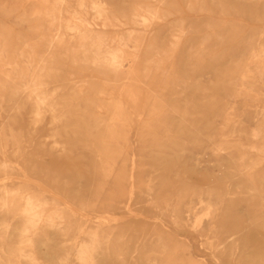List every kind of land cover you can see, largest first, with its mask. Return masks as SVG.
Returning <instances> with one entry per match:
<instances>
[{"label": "rangeland", "instance_id": "obj_1", "mask_svg": "<svg viewBox=\"0 0 264 264\" xmlns=\"http://www.w3.org/2000/svg\"><path fill=\"white\" fill-rule=\"evenodd\" d=\"M26 176L92 218L17 196L0 264H82L80 226L106 264H264V0H0V183L52 201Z\"/></svg>", "mask_w": 264, "mask_h": 264}, {"label": "bare ground", "instance_id": "obj_2", "mask_svg": "<svg viewBox=\"0 0 264 264\" xmlns=\"http://www.w3.org/2000/svg\"><path fill=\"white\" fill-rule=\"evenodd\" d=\"M159 17H160V14H159ZM157 23H158V21H157ZM100 43L101 44H97L100 47V49H105V51L108 52L107 60L110 59L113 64L120 67L122 64L119 61V59L121 58L119 56V52L117 50H113L110 47H107L106 45H104L102 43V41ZM177 43H179V42H177ZM180 43H181V41H180ZM104 47H106V48H104ZM25 179L29 183L33 182L35 184L36 188L39 189L41 194L49 195L51 197L52 201H50L49 203H46V202L44 203L40 199V196H41L40 194L38 195V193H30L27 191H21L20 188H11L10 185L4 181V182L0 183V197H2V198H0V206L1 207L8 206V205H10L11 202L14 201V199L17 196H20L23 199V204L21 205L22 214L25 216L26 225H28V227L32 229L33 233H35L42 226V224H46V225H49L51 227H59L60 231L62 233L65 232L67 234L70 222L67 221V219L64 215V213L66 211L72 212L73 214L74 213L76 214V212H79V211L82 212V213L79 212L78 214L81 215V218L86 219L85 223H88L91 220L92 217L89 214L85 213L83 210H79L78 208H75L72 205V203L66 197H64L63 195H61L57 191L53 190L52 188L48 187L47 185H45L44 183H42L40 181H32V179L27 177V176ZM58 202H62V205H63L62 209L58 208L56 206V205H58ZM2 205H4V206H2ZM131 213H133V212H131ZM99 216H100L99 219H103V218H101V214ZM124 216H126V215H124ZM105 218H106V216H105ZM105 218H104V220H105ZM112 218H113V216H112ZM112 220L113 219H111L110 221H112ZM88 229L89 228L83 229V226H80V228L77 231L78 233H75L74 239H75V242H77L76 247H75V254H76L77 258L82 262V264H106L104 262L105 260L103 258H101L100 254H99V246L101 245L100 244L101 238H100L99 228L91 227L90 228L91 230L90 229L88 230ZM52 235H53V233H52ZM81 236H85L84 239H81L82 241L80 240ZM31 240H32V238H31ZM31 240L29 241L28 244H30V242L32 243L33 240L32 241ZM41 255H42V257L48 258V256H49L48 249H42L41 254H40V252H38V250L33 249L29 254L26 255V258L30 262V264H42V262L40 260ZM57 259H58L57 262H59L60 264H68L67 258L62 259V260H60L59 258H57ZM54 260H56V258ZM59 263H55V264H59ZM8 264H12V263L10 262Z\"/></svg>", "mask_w": 264, "mask_h": 264}]
</instances>
